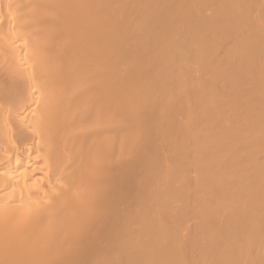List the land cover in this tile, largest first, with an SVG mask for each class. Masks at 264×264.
<instances>
[{
  "label": "bare ground",
  "instance_id": "obj_1",
  "mask_svg": "<svg viewBox=\"0 0 264 264\" xmlns=\"http://www.w3.org/2000/svg\"><path fill=\"white\" fill-rule=\"evenodd\" d=\"M0 264H264V0H0Z\"/></svg>",
  "mask_w": 264,
  "mask_h": 264
}]
</instances>
